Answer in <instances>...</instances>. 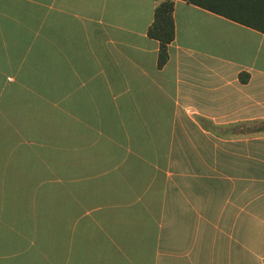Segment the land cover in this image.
I'll return each mask as SVG.
<instances>
[{"label": "crops", "instance_id": "crops-1", "mask_svg": "<svg viewBox=\"0 0 264 264\" xmlns=\"http://www.w3.org/2000/svg\"><path fill=\"white\" fill-rule=\"evenodd\" d=\"M162 1L0 0V264H264V34Z\"/></svg>", "mask_w": 264, "mask_h": 264}, {"label": "trees", "instance_id": "trees-1", "mask_svg": "<svg viewBox=\"0 0 264 264\" xmlns=\"http://www.w3.org/2000/svg\"><path fill=\"white\" fill-rule=\"evenodd\" d=\"M192 5L202 7L212 13L241 24L264 34V0H183ZM174 2L164 0L158 4L154 11V20L148 35L158 41V66L163 67L168 58V47L175 37L173 20ZM241 83H247L249 76L245 73L239 75ZM264 130L262 126L255 132Z\"/></svg>", "mask_w": 264, "mask_h": 264}, {"label": "rangeland", "instance_id": "rangeland-1", "mask_svg": "<svg viewBox=\"0 0 264 264\" xmlns=\"http://www.w3.org/2000/svg\"><path fill=\"white\" fill-rule=\"evenodd\" d=\"M258 126H261V124H259ZM258 126H257V127H258ZM262 127H264V123H262Z\"/></svg>", "mask_w": 264, "mask_h": 264}]
</instances>
